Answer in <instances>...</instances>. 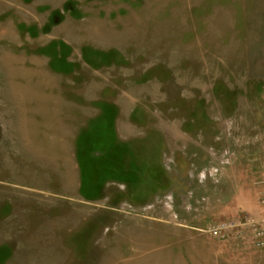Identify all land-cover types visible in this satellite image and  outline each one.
I'll return each mask as SVG.
<instances>
[{
    "label": "rangeland",
    "instance_id": "374dc122",
    "mask_svg": "<svg viewBox=\"0 0 264 264\" xmlns=\"http://www.w3.org/2000/svg\"><path fill=\"white\" fill-rule=\"evenodd\" d=\"M262 199L264 0H0V264H264Z\"/></svg>",
    "mask_w": 264,
    "mask_h": 264
},
{
    "label": "built area",
    "instance_id": "2783aa9c",
    "mask_svg": "<svg viewBox=\"0 0 264 264\" xmlns=\"http://www.w3.org/2000/svg\"><path fill=\"white\" fill-rule=\"evenodd\" d=\"M264 203V199H262ZM206 232L222 242L238 247L264 248V213H235L212 222Z\"/></svg>",
    "mask_w": 264,
    "mask_h": 264
},
{
    "label": "crops",
    "instance_id": "0c3cea01",
    "mask_svg": "<svg viewBox=\"0 0 264 264\" xmlns=\"http://www.w3.org/2000/svg\"><path fill=\"white\" fill-rule=\"evenodd\" d=\"M203 258H199V254L192 255V259L189 260L190 264H230L232 263L228 258L231 256L241 255V260L238 262H241V264H245V258L250 259L252 256L249 253H243L239 250H216V251H210L207 252ZM188 256V255H184ZM204 259V260H203Z\"/></svg>",
    "mask_w": 264,
    "mask_h": 264
}]
</instances>
